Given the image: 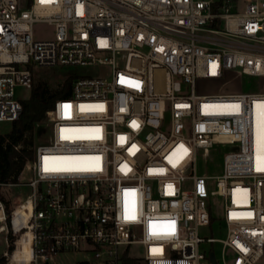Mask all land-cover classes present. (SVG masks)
Masks as SVG:
<instances>
[{
	"label": "built area",
	"instance_id": "2783aa9c",
	"mask_svg": "<svg viewBox=\"0 0 264 264\" xmlns=\"http://www.w3.org/2000/svg\"><path fill=\"white\" fill-rule=\"evenodd\" d=\"M40 21L53 38L34 37ZM33 64L110 72L71 79L33 157L0 182V264H259L264 91L198 83L264 81V0H0V121L21 117ZM215 145L231 147L210 191L197 151ZM216 222L225 237L201 234Z\"/></svg>",
	"mask_w": 264,
	"mask_h": 264
},
{
	"label": "rangeland",
	"instance_id": "374dc122",
	"mask_svg": "<svg viewBox=\"0 0 264 264\" xmlns=\"http://www.w3.org/2000/svg\"><path fill=\"white\" fill-rule=\"evenodd\" d=\"M34 37L38 40L53 38L55 35V26L48 22H36L33 26ZM33 70V80L32 87L35 85L43 84L47 89V95L54 94L56 92L62 91L66 92V88L69 84L67 81H71L73 78L85 75H95L103 74L105 72H110L106 66H57V67H41L38 65H31ZM257 84L255 90L264 91V81H261L259 77H247L241 76L237 72H229L226 78L221 82L214 81H200L198 83V88L200 90L208 92L210 94L218 93H234L240 91H247L252 85ZM32 88L25 86L16 87V97H18L22 102L28 100L31 97ZM63 95V94H62ZM61 97V96H60ZM13 124L10 121H0V133L5 134L12 130ZM44 122L41 124L43 125ZM47 129L43 128L42 136L38 139L39 142H43L46 138ZM231 145H215L213 148L208 150L199 149L197 151V161L196 166L199 174L208 175L210 179L208 180L209 190H216V177L222 173L224 154L230 149ZM24 192H28L25 189ZM225 201L224 198L218 195H210L209 199V209L217 220L224 216ZM225 229L220 228L218 222L213 223L212 226L204 227L201 229V234L208 237L223 238L225 237ZM1 236V241H2ZM218 253H220V245L214 243L211 245ZM6 249V244H0V256ZM143 249L139 248L137 253L143 255ZM82 255H63L60 259L61 264H68L73 262L75 258H81ZM259 264H264V258L259 262Z\"/></svg>",
	"mask_w": 264,
	"mask_h": 264
},
{
	"label": "trees",
	"instance_id": "16d2710c",
	"mask_svg": "<svg viewBox=\"0 0 264 264\" xmlns=\"http://www.w3.org/2000/svg\"><path fill=\"white\" fill-rule=\"evenodd\" d=\"M70 82L67 81V84ZM62 91L47 95L43 84L32 87L31 97L23 101V113L14 122L10 132L0 135V182L16 181L23 170L27 158L34 155L31 148L36 137L38 125L46 120L47 112L55 101L62 96ZM22 144L20 149L16 146Z\"/></svg>",
	"mask_w": 264,
	"mask_h": 264
},
{
	"label": "water",
	"instance_id": "95a60500",
	"mask_svg": "<svg viewBox=\"0 0 264 264\" xmlns=\"http://www.w3.org/2000/svg\"><path fill=\"white\" fill-rule=\"evenodd\" d=\"M42 129H43V125H39V126L37 127V134H38V135L41 134ZM212 260L215 262V256H214V254H212Z\"/></svg>",
	"mask_w": 264,
	"mask_h": 264
},
{
	"label": "bare ground",
	"instance_id": "6f19581e",
	"mask_svg": "<svg viewBox=\"0 0 264 264\" xmlns=\"http://www.w3.org/2000/svg\"><path fill=\"white\" fill-rule=\"evenodd\" d=\"M24 247H27V244L24 243Z\"/></svg>",
	"mask_w": 264,
	"mask_h": 264
}]
</instances>
